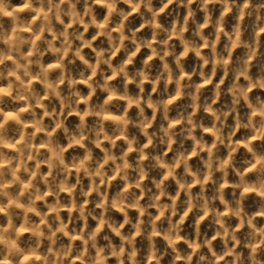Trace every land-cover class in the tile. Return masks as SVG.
Masks as SVG:
<instances>
[{
	"label": "clouds",
	"instance_id": "obj_1",
	"mask_svg": "<svg viewBox=\"0 0 264 264\" xmlns=\"http://www.w3.org/2000/svg\"><path fill=\"white\" fill-rule=\"evenodd\" d=\"M0 264H264V0H0Z\"/></svg>",
	"mask_w": 264,
	"mask_h": 264
}]
</instances>
